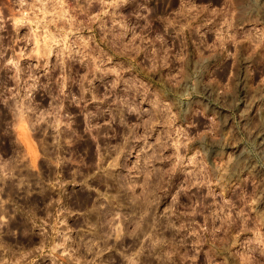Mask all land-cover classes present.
I'll list each match as a JSON object with an SVG mask.
<instances>
[{
  "label": "rangeland",
  "instance_id": "374dc122",
  "mask_svg": "<svg viewBox=\"0 0 264 264\" xmlns=\"http://www.w3.org/2000/svg\"><path fill=\"white\" fill-rule=\"evenodd\" d=\"M0 264H264V0H0Z\"/></svg>",
  "mask_w": 264,
  "mask_h": 264
}]
</instances>
